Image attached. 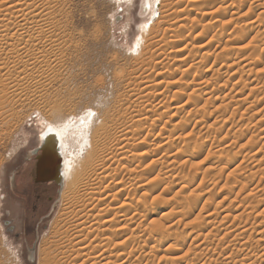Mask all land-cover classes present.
<instances>
[{
  "label": "rangeland",
  "instance_id": "obj_1",
  "mask_svg": "<svg viewBox=\"0 0 264 264\" xmlns=\"http://www.w3.org/2000/svg\"><path fill=\"white\" fill-rule=\"evenodd\" d=\"M166 1L163 0V2ZM230 1L225 3L226 5L219 3L220 8L218 6H214L215 8L213 7L211 10L196 8L194 11L180 14L182 18H186L182 22L175 23L176 20L178 21L177 18L172 22L175 17L172 14L173 27L168 26V20H161L162 16L158 12L153 17L152 12L149 10L146 12L144 9L146 2L152 5L157 2L158 8H160L162 0L50 1L49 11L53 12V20L48 23L50 29L47 27L49 33L46 40L55 45L52 48L47 46V53L41 62L27 67L22 72L21 81L14 78V76L18 77L16 74H10L12 76L9 88L11 90L21 88V90L11 96V100L5 106V115L0 123L2 132L0 136V261L2 263L41 264L44 262L45 264H55L54 262L59 261L62 257L58 249L60 244L57 235L58 221L61 219L64 204L66 205V201L70 199L67 198L65 201L64 194L69 193L68 195L72 197V194L75 193L74 178L72 177V179L69 173L64 172L65 177L61 190L57 188V185H51L49 192L51 200L46 201L40 209V214L35 216L31 222L26 238L23 237L20 225V222L24 221L26 210L25 208L19 209L17 205L12 206L15 201L11 202L10 199V184L12 180L17 182L22 178L25 170L28 171L26 176L30 173L29 169L36 163L37 155L34 153L41 145V134L48 130L46 124L54 121L58 112H63L64 116L61 119L78 125L70 131L73 135L72 140L77 141L76 150L72 147L68 152L72 150L77 154L80 143L84 141L89 144L88 147H84L83 155L78 157V163H81L87 156L86 153L91 151L95 134L99 135L102 132L101 127L103 129L106 126L110 138L101 135L103 152L112 148L118 138L122 140V143L129 139L130 144L132 143V152H137L133 155L135 161L132 157L133 160L130 158V161L123 162L127 168H130L134 163L133 166H136L137 163L139 166L137 176L141 178L132 182L134 184L133 193H136V196L143 191L147 193V189L154 182L162 184L161 191L159 190L154 195L147 194L149 196L145 197L146 207L138 212L142 214V217L137 216L139 220L131 227L134 228L140 224L134 236L137 240L140 237L138 241L136 239L129 241L126 239L127 236L123 235L125 237L120 236L114 239L111 246L105 248L106 251L102 248L104 245H101L100 249H94L100 239L95 240L97 243L92 242L94 241L91 239L92 237L84 241L87 254L93 255L92 257L90 255V259L101 255V258L96 257L98 262L96 261L95 264H106V262L107 264L121 262H123L122 264H214L215 260L212 259L224 254L225 250L226 253H234L238 259L243 258L246 253L248 261L241 264H264V259H261L264 255V0H246L245 6L244 3L241 4L240 16L238 14L232 16V12L229 11L226 13L225 6L230 4ZM174 2H176L175 11L183 9L188 0H174ZM236 2L238 3V1ZM41 5L39 4V7L43 9L44 7ZM238 5L240 2L236 5L237 9ZM206 11L210 15L206 16L208 13ZM213 13L215 16L212 15ZM1 15L4 16L3 12L2 14L0 12V18ZM152 17L153 19H151ZM209 17H214V19L210 18L209 20ZM163 23L165 25H162ZM178 23L185 24V26L179 27ZM153 24L155 25L151 34L147 33V38L143 40L142 47H139L138 51L135 46L139 37L143 34V30H149ZM163 35L168 38L165 36L167 39L165 44L162 42V39H165ZM178 36L184 38L186 41L184 43L189 45L186 48L187 51L185 50L181 56L178 55L179 53H175L178 50V47H175L176 44H181L176 43ZM153 41L156 42L155 47L151 45ZM172 52L174 53L172 54ZM203 57L208 61L201 62L204 60ZM179 58L186 63L181 65ZM248 58L250 59L248 60ZM158 73L163 75L161 78L164 81L162 87H155V83L161 80L156 76ZM142 78H146V81H142L143 83H141ZM146 85L150 86L148 91L143 89ZM167 86L169 87L167 88ZM132 88L144 90L143 94L139 91L141 97L144 95V98L154 88L152 90L154 97L152 96L150 102L148 98H145V103L149 102L148 113L140 108H137V111L140 110L139 112L130 108L129 100L133 99L132 96L130 97ZM194 101L198 103H194ZM178 103L179 105H177ZM181 105L184 109L177 107ZM173 108L177 109H175L176 112ZM180 108L181 110L178 111ZM66 110L73 112L68 114L65 112ZM122 111L125 113L128 111L127 117L137 115L138 118H142L145 113L149 118L142 125L136 123L130 129L124 121H119V117L125 115ZM141 111L143 113H140ZM89 112L93 113L90 118L87 117ZM152 112H155L154 115ZM161 112L164 113V117L162 116L163 119L160 120ZM157 114L159 115L157 116ZM106 119H108L107 122ZM1 126L4 128L2 129ZM83 126L84 128H82ZM85 135H87V139H83ZM169 136L171 137L170 143L177 141L179 148L175 144L174 146L168 144L162 146L163 143H168ZM181 137L182 141H180ZM123 139L125 140L123 141ZM250 141L255 145H248L251 144ZM147 145H151L150 153H142ZM157 147H162V149ZM182 155L185 156L181 158ZM188 155L199 157L193 164L190 162L187 164L186 161L190 158ZM117 158L121 157L118 155ZM152 160H156L154 165L151 163ZM116 166L113 165V168ZM66 168L67 164L61 169L66 171ZM168 169H171L173 173L171 171L170 174L167 173ZM149 170H153L155 173L148 178L145 172ZM80 171L81 169H79ZM128 175H126L127 178L131 179L136 174ZM146 178L147 180H145ZM28 179H30L29 176ZM142 185L144 186L141 187ZM70 189L72 190L70 191ZM163 189L167 193L165 191L163 193ZM124 198L125 196L120 197L116 203L121 202ZM132 198L136 202L139 196ZM188 199L189 201L186 202ZM88 209L91 208L88 207ZM208 214L211 216L209 217ZM7 221H12V224L17 226L14 232L9 231L10 226L6 225ZM160 223L161 225L165 224L164 227H167V231H169L167 232L164 228L167 234H164L163 238L158 237L161 233L158 229L161 226ZM144 229H147L148 232L155 231L152 232L154 236L157 235V244L154 242L146 244L145 239L139 236H143L144 233L141 231ZM218 230L220 235L226 231L224 234L231 237L220 239L221 241L218 239L220 237L215 239L213 235L217 236ZM242 232L245 236H242L243 238L241 237L240 240L234 237L237 233L241 234ZM189 233L193 234L192 241V236L189 237L190 239L187 238ZM208 233L209 235H207ZM92 236L94 237V235ZM182 237L187 238L186 242ZM207 237H211L210 241L213 243H209L210 248L202 247L201 249V245L206 244L205 240L207 242L209 239ZM257 239H263L262 243H257ZM123 240L125 241L122 243ZM126 240L128 243L124 245ZM120 242L121 246H119ZM240 248L246 249V251L240 253ZM122 251L125 252H123L124 257L120 255ZM66 256L70 257L68 254ZM85 257L83 256L80 260L77 257L75 264L94 263L92 259L90 262L88 255ZM176 257H179L178 260ZM84 258L89 261L85 262ZM126 258L128 259L124 260ZM180 258H183V261ZM240 260L237 264H240ZM176 261L177 263H175ZM219 262L221 264L223 261L219 260Z\"/></svg>",
  "mask_w": 264,
  "mask_h": 264
},
{
  "label": "bare ground",
  "instance_id": "obj_2",
  "mask_svg": "<svg viewBox=\"0 0 264 264\" xmlns=\"http://www.w3.org/2000/svg\"><path fill=\"white\" fill-rule=\"evenodd\" d=\"M0 12L2 14H4V16L2 17L1 15V18H0V123L1 121L3 120V115L4 114V111H5V106L8 105V102L11 100V96L16 94L18 90H21L20 89H10L9 87V84L11 82V76L10 74H16V76L18 77H15L14 78H17V81H21V77L22 76V72H24V70L33 65V64H38L39 62H41L42 58L44 57V55L47 53V50H46V47L49 46L50 48H52L55 44H52V43H49L47 40H46V36L48 35L49 33V21L53 20V12L49 11V4H50V1L51 0H0ZM178 1V0H177ZM182 1V0H181ZM209 0H188L187 4L184 6L183 9H180V10H175L174 11V7L176 6V2H174V0H167L166 2H163L162 0V3H161V7H159L158 3L156 2L155 4H149L146 2L145 4V11L148 12H152V16L155 17V15L157 14V12L162 16V18H160L161 20L165 19L168 20L167 23H168V26L169 27H173L172 26V22H174L175 18L178 19V21L176 20L175 23L177 22H182L184 21L186 18H182L180 14H184V13H187L189 11H194L196 8H201V9H209L211 10V8H213L214 6H218L219 7V3L221 5V3L225 4V3H229V0H212L214 2H208ZM227 1V2H226ZM238 1V3L236 2ZM258 1V0H256ZM255 1V2H256ZM240 2V5H238V9L236 8V5L239 4ZM245 2L246 0H231L230 1V4H227V6H225V9H227L226 13H228V11L231 13L232 12V16L235 14V15H239V12L242 11L241 10V4L244 3V6H245ZM182 3V2H181ZM258 3V2H257ZM39 4H42L41 6H43L44 8L41 9L39 7ZM48 5V6H47ZM226 5V4H225ZM179 6V5H178ZM243 6V7H244ZM183 7V6H182ZM180 7V8H182ZM221 7V6H220ZM219 7V8H220ZM257 7V6H256ZM179 8V7H178ZM215 8V7H214ZM224 8V7H223ZM236 8V9H234ZM208 10V11H209ZM234 10V11H232ZM236 10V11H235ZM204 11V10H203ZM206 11V12H208ZM214 12V11H213ZM222 12V11H221ZM264 12V11H263ZM209 13V12H208ZM206 13V16L207 15H210V13L208 14ZM212 13V12H211ZM218 13V12H217ZM172 14L175 16L174 18L171 17ZM216 14V13H215ZM213 16L214 13L212 14ZM160 16V17H161ZM231 16V17H232ZM153 17L151 19H153ZM236 17V16H235ZM173 18V19H172ZM182 18V19H181ZM210 18H213L214 17H209V20ZM221 18V17H220ZM240 18V17H239ZM173 21H172V20ZM216 19V18H215ZM217 20V19H216ZM172 21V22H171ZM160 22V21H158ZM166 23V24H167ZM170 23V24H169ZM218 23V22H217ZM179 27H184L185 24H181V23H178ZM155 24H153L151 27L148 25V28L150 27L149 30L145 29L143 30V34L141 35V37H139L138 39V42L135 46V49L138 50V48L142 47V43H143V40H145L147 38V33L149 32V34H151L152 32V29H153V26ZM162 25H165L164 23ZM177 25V24H176ZM159 26V25H158ZM230 26V25H229ZM49 29H48V28ZM165 27V26H164ZM178 27V28H179ZM225 27V26H224ZM158 28V27H157ZM161 28V27H160ZM163 28V27H162ZM168 28V27H167ZM177 28V29H178ZM163 29H166V28H163ZM171 29V28H169ZM168 29V30H169ZM175 29V27H174ZM161 30V29H160ZM163 31V30H162ZM173 31V30H172ZM170 32V31H169ZM168 32V33H169ZM165 33V32H164ZM180 34V33H178ZM177 34V35H178ZM215 34V33H214ZM233 34V33H232ZM146 35V36H145ZM166 36V35H165ZM165 36L163 35V37L165 38ZM184 36V35H183ZM179 37V38H178ZM178 40L176 43H181V44H176L175 47H178V50L175 51L176 54H178L179 56L182 55V53L184 54L185 50L187 51V47L189 45L185 44L184 42V38H182L181 36H178ZM167 38V36H166ZM162 39V42L166 43L167 42V39ZM187 38V37H186ZM221 38V37H220ZM155 39V38H154ZM153 39V40H154ZM235 39V38H234ZM188 40V39H187ZM156 41V40H155ZM153 41L151 43V45H154V47L156 46V42ZM213 41V40H212ZM48 42V43H47ZM162 42H159V43H162ZM164 43V44H165ZM169 44V42H168ZM175 45V44H174ZM193 45V44H192ZM228 45V43H227ZM160 46V44H159ZM158 46V48H159ZM163 46V44H162ZM183 46L182 48L179 49V47ZM194 46V45H193ZM192 46V47H193ZM203 46V45H201ZM172 47V46H171ZM195 47V46H194ZM205 47V46H204ZM153 48V46H152ZM200 49L203 48V47H199ZM227 48V47H226ZM160 49V48H159ZM195 49H197L195 47ZM221 49V48H220ZM166 50V49H165ZM203 50V49H202ZM201 50V51H202ZM235 50V49H234ZM233 50V51H234ZM139 51V50H138ZM146 51V50H145ZM161 51V49L159 50ZM163 51V50H162ZM205 51H208V50H205ZM212 51V50H211ZM167 52V51H166ZM171 52V51H170ZM169 52V54H171ZM193 52V51H192ZM195 52V51H194ZM200 52V51H198ZM213 52V51H212ZM174 52H172L173 54ZM232 53V52H231ZM230 53V54H231ZM158 54V53H157ZM163 54V53H162ZM169 54H168V57H169ZM189 54V53H188ZM194 54V53H193ZM239 54V53H238ZM204 55V53H203ZM212 55V54H211ZM154 56V55H153ZM172 56V55H171ZM247 56V55H246ZM254 56V55H253ZM152 57V56H151ZM165 57V56H164ZM173 57V56H172ZM175 57H178V56H175ZM205 57V55H204ZM203 57V61L201 62H204L205 60H207V58L205 59ZM207 57V56H206ZM157 59V57H155ZM154 58V59H155ZM171 58V57H170ZM193 58V57H192ZM247 58V57H245ZM153 59V58H152ZM189 59V58H188ZM250 58H248L249 60ZM167 60V59H166ZM180 60V58H179ZM242 60V59H241ZM178 61V60H177ZM208 61V60H207ZM243 61V60H242ZM246 61V60H245ZM161 62V61H160ZM189 62V61H188ZM200 62V63H201ZM159 63V62H158ZM186 62H183L182 60H180V64H185ZM205 63V62H204ZM246 63V62H245ZM254 63V62H252ZM150 64V63H149ZM166 64V63H165ZM234 64V63H233ZM263 64V63H262ZM180 65V66H181ZM231 65V64H230ZM229 65V66H230ZM249 65V64H248ZM147 66V65H146ZM232 66V65H231ZM156 67V66H154ZM190 67V66H189ZM227 67V66H226ZM244 67V66H243ZM246 67V66H245ZM233 68V67H232ZM158 69V68H157ZM246 69V68H245ZM162 70V69H161ZM167 70V69H166ZM238 70V69H237ZM21 71V72H20ZM152 71V70H150ZM149 71V72H150ZM228 71V70H227ZM226 71V72H227ZM239 71V70H238ZM244 71V70H243ZM246 71V70H245ZM208 72V71H207ZM163 73V72H162ZM162 73H158V75H156L157 77H159L158 79H161L162 78ZM3 74V75H1ZM153 74V73H152ZM185 74V73H184ZM140 75V74H139ZM147 75V74H146ZM165 76V75H164ZM152 77V76H151ZM164 78V77H163ZM146 79V78H145ZM144 78H142L141 80V83H143L142 81H146ZM148 79V78H147ZM167 79V78H166ZM209 79V78H208ZM261 79V78H260ZM154 80V78H153ZM13 81V80H12ZM139 81V80H138ZM137 81V82H138ZM152 81V80H151ZM206 81V80H205ZM149 82V81H148ZM177 82V81H176ZM207 82V81H206ZM209 82V81H208ZM7 83V84H6ZM14 83V82H13ZM12 83V84H13ZM246 83V82H245ZM135 84V83H134ZM164 84V81L161 79V80H158L157 83H155V87L156 86H161ZM200 84V83H199ZM205 84V83H203ZM241 84V82H240ZM244 84V83H243ZM11 85V84H10ZM201 85V84H200ZM206 85V84H205ZM237 85V83H236ZM16 86V85H15ZM18 86V85H17ZM177 86V85H176ZM175 86V87H176ZM138 87V85H137ZM148 87H150L149 85L146 87H144L143 89L144 90H147L148 91ZM153 87V86H152ZM169 86H167L168 88ZM172 87V86H171ZM242 87V86H241ZM12 88V86H11ZM173 88V87H172ZM142 89V88H141ZM154 89V88H153ZM152 89V90H153ZM160 89V88H159ZM163 89V88H162ZM185 89V88H184ZM143 91L141 90H138V89H135V88H132L130 89V97L132 96L133 99L132 101H130V108L132 109H136L135 111H137V108H140V110H143L145 111L146 113L147 112V109H148V103L150 102L151 98H152V90L151 93L149 92L145 98H148V101L147 104L145 103V98H144V95L141 97V95L139 94V91L142 92L143 94ZM168 90V89H167ZM206 90V89H205ZM245 90V89H244ZM256 90V89H255ZM164 91V90H162ZM185 91V90H184ZM158 92V91H157ZM175 92V91H174ZM177 92V91H176ZM251 92V91H250ZM165 93V92H164ZM163 93V94H164ZM204 93V92H203ZM151 94V95H149ZM177 94V93H176ZM175 94V95H176ZM238 94V93H237ZM241 94V93H240ZM243 95V94H242ZM128 96V95H127ZM154 97V96H153ZM159 97V96H158ZM155 98H157L155 96ZM235 98V97H234ZM13 99V98H12ZM144 99V100H143ZM245 99V98H244ZM127 100V99H126ZM154 100V99H153ZM152 100V101H153ZM240 101V100H239ZM128 102V101H126ZM160 102V101H159ZM162 102V101H161ZM166 102V101H165ZM193 103V102H192ZM194 103H198V102H195ZM243 103V102H242ZM241 103V104H242ZM166 104V103H165ZM191 104V103H190ZM237 104V103H236ZM240 104V103H239ZM126 105V103H125ZM161 105H164V104H161ZM179 105V103L177 104ZM193 105V104H192ZM197 105V104H195ZM129 106V105H127ZM185 106V105H184ZM187 106V105H186ZM243 106V105H242ZM254 106V105H253ZM10 107V106H8ZM7 107V108H8ZM178 108L179 107H183L182 105L181 106H177ZM176 107V108H177ZM124 108V106H123ZM122 108V110H123ZM167 108V107H166ZM172 108V107H171ZM176 108H173L174 110ZM178 109L179 110H181ZM129 109V108H128ZM169 111H170V108H168ZM184 109V107H183ZM127 110V109H126ZM130 110V109H129ZM139 110V109H138ZM139 110V111H140ZM177 110V109H176ZM175 110V112H176ZM246 110V109H245ZM124 111V110H123ZM122 111V112H123ZM134 111V113H135ZM137 111V112H139ZM143 111H141L140 113H143ZM150 111V110H149ZM249 111V110H248ZM10 112V111H9ZM66 113L70 114L71 110H66L65 111ZM128 112V111H127ZM125 113L123 112V115L124 117H119V121L121 122L124 121L130 129L133 128L134 124L136 123H140V125H142L144 122H146L148 120V116L147 114L143 113V117L141 115V117L143 118H138L137 115H132V116H128L126 114H129V113ZM157 112V111H156ZM165 112V111H163ZM181 112V111H180ZM121 113V112H120ZM139 113V114H140ZM153 113V112H152ZM155 113V112H154ZM153 113V115H154ZM159 113V112H158ZM162 113V112H161ZM166 113V112H165ZM169 113V112H168ZM171 113V112H170ZM178 113V112H177ZM196 113V112H195ZM72 114V113H71ZM164 113H162V115H159L157 114V116L159 115V117L161 116L160 120L163 119L162 116H163ZM167 114V113H166ZM165 114V116H166ZM7 115V114H6ZM122 115V114H121ZM64 116V113L63 112H58L57 113V117L56 119H54V121L52 120V122H50L49 124H46V129L49 127H51L52 131H49L47 130L44 134H43V139H41V145L40 147L43 146L44 150H45V153L44 155H42V153L39 151L38 153H34L35 155L38 156H41L43 157V160H41L40 163V172H43V171H47L45 172L46 175H44V177H48V176H53L54 178H56L57 180V184L59 185V188L61 190L62 186H63V180H64V177H65V173L64 172H67L69 173V176L75 180V183H76V187H74L75 189V193L72 194V197H70L71 195H66L64 194V199L65 201L67 200V198L69 199V201L67 200L66 201V205L64 204V209H63V213L61 215V219L60 221H58V224H59V230L57 232V235L59 237V245H58V249L60 250L59 252H61L60 254L62 255V257L60 258L59 261L57 262H54L55 264H75L76 262V258L78 257V260H80L81 258H83V256L85 257V255L89 257L90 259V253L87 254V250L85 249L84 244L86 240H88L89 237H92L91 239L94 241L92 242H96L95 240H98L100 239V241L98 242V244H96L97 246L94 248L95 250L96 249H100V246L104 245L102 248H108L109 246H111V243L113 242L114 239L120 237V236H123V235H126L127 238L126 239H129V241H132L133 239H136L134 238L135 236V231L137 229H139L140 227V224L136 225L134 228H131L132 225H134L136 223V221L139 220V218L142 217V214L138 213L139 211H141L142 209H144L146 207L145 203H146V196H149L150 194L151 195H154V193L158 192L160 190V187L161 185L160 184H157L156 182L152 183V186H150L148 189H147V193L146 192H142L141 194L139 195H135L136 193H133L134 191V181H136V179H140L141 177H138L137 176V170L139 168L138 166V163L136 164V166H133L135 165L134 164H131V167L130 168H127L126 166L123 165V162L125 161H130V158L133 157V155L137 154L136 153H133L132 152V149H131V145L132 143L130 144V140H125L123 139V141L125 140L124 143H122V140L121 139H116L115 140V144L113 145L112 148H110L107 152H103V146H102V138H101V135H105V137L110 138V135H109V130L106 126L101 127V133L98 135H96V137L94 138V141L92 142V149L91 151H88L86 154L87 156L84 157L83 161L81 163H78L79 162V156H81V154L84 152V147H88V143H85L84 141L82 143L79 144V149L77 154L75 153V151H70V148L74 147L75 149V145L76 142L74 140H72V132H70L72 130V128L74 127H77L78 125L74 122H71V121H67V120H63V118L61 119V117ZM158 117V118H159ZM164 117V116H163ZM167 117V116H166ZM174 117V115H173ZM8 118V117H6ZM69 118V116H68ZM9 119V118H8ZM114 119V118H113ZM171 119V118H170ZM262 119V118H261ZM159 120V119H158ZM108 121V119H106V122ZM115 121V120H114ZM264 121V120H263ZM116 122V121H115ZM258 122V121H257ZM4 123V122H3ZM119 123V122H117ZM167 123V122H166ZM116 124V123H115ZM114 125V124H113ZM112 125V126H113ZM122 125V124H121ZM180 125V124H179ZM256 125V124H255ZM110 126V125H109ZM117 126V125H116ZM120 126V125H119ZM126 126V125H125ZM124 126V127H125ZM166 126V125H165ZM172 126V125H171ZM2 127V126H1ZM122 127L123 129L126 130V128ZM210 127V126H209ZM4 127H2L3 129ZM84 128V126L82 127ZM119 128V127H118ZM121 128V127H120ZM168 128V127H167ZM184 128V127H183ZM182 128V129H183ZM8 129V128H7ZM6 129V130H7ZM129 129V130H130ZM166 129V127H165ZM98 130V129H97ZM111 130V129H110ZM117 130H120V129H117ZM122 130V129H121ZM120 130V131H121ZM263 130V129H262ZM112 131V130H111ZM110 131V132H111ZM114 131H116L114 129ZM128 131V130H127ZM127 131H124V132H127ZM169 131V130H168ZM177 131V130H176ZM59 132L60 135H57L56 133ZM96 132V131H95ZM1 130H0V136H1ZM166 133V132H165ZM168 133V132H167ZM176 133V132H175ZM174 133V134H175ZM178 133V132H177ZM171 134V133H170ZM102 135V136H103ZM125 135H128V134H125ZM124 135V136H125ZM167 135V134H166ZM178 135V134H177ZM180 135V134H179ZM112 136V135H111ZM119 136V134H118ZM123 136V137H124ZM172 136V134H171ZM104 137V136H103ZM126 137V136H125ZM173 137V136H172ZM256 137V136H255ZM93 138V137H92ZM167 138V137H166ZM177 138V137H176ZM180 138V136H179ZM263 138V137H262ZM83 139H87V135H85V137H83ZM127 139V137H126ZM169 139H171V137L169 136V138L167 139L168 140V143L166 142L165 144L163 143L162 146L164 147V145L168 144V145H172L177 147L178 146V143L177 141L175 142H172L170 143ZM103 140H106V138ZM179 140V139H178ZM182 137H181V140L182 141ZM238 140V139H237ZM252 141V140H251ZM249 142L251 144H248V145H255V144H252L253 142ZM254 141V140H253ZM88 142V141H87ZM256 142V141H255ZM184 143V142H183ZM235 143V142H234ZM239 143V142H237ZM257 143V142H256ZM264 143V142H263ZM262 143V144H263ZM261 144V145H262ZM160 145V144H159ZM184 145V144H183ZM228 145V144H227ZM246 145V144H245ZM247 145V147H248ZM148 146V147H147ZM145 148H144V152L142 153H150L151 149H150V146L147 145ZM257 146V144H256ZM254 146V147H256ZM39 147V148H40ZM181 147V146H180ZM152 148V147H151ZM155 148V147H154ZM158 148V147H157ZM162 149V147H160ZM158 148V149H160ZM175 149V147H172ZM179 148V146L177 147ZM73 149V150H74ZM83 149V150H82ZM150 149V150H149ZM164 149V148H163ZM76 150V149H75ZM141 150V149H140ZM149 150V151H148ZM251 150V149H250ZM137 151V150H136ZM143 151V150H142ZM166 151V150H164ZM180 151V150H179ZM258 151V150H257ZM40 153V154H39ZM140 153V154H142ZM166 153V152H165ZM262 153V152H261ZM264 153V152H263ZM105 154V155H104ZM200 154V153H199ZM83 155V154H82ZM120 156L121 158H117V156ZM139 155V154H138ZM144 155V154H143ZM174 155V154H173ZM172 155V157H173ZM176 155V154H175ZM180 155V154H179ZM240 155V154H239ZM141 156V155H139ZM185 155H182L181 158H183ZM187 156V155H186ZM189 156V155H188ZM41 157V158H42ZM136 157V156H135ZM170 157V156H169ZM178 157V156H177ZM190 157V156H189ZM188 157V158H189ZM197 157L199 156H196V155H193L189 158V160H185L188 164V162H190L191 164H193L195 162V160L197 159ZM244 157V156H243ZM246 157V156H245ZM251 157V156H250ZM134 158V157H133ZM132 158V160H133ZM159 158V157H158ZM234 158V157H233ZM176 159V157H175ZM101 160V162L99 163V161ZM136 159L134 158V161ZM180 160V159H178ZM183 160V159H182ZM156 160H152L151 163L154 165L156 162ZM158 161V160H157ZM181 161V160H180ZM259 161V160H258ZM161 162V161H160ZM173 162V161H172ZM189 163V164H190ZM243 163V161H242ZM65 164H67V168H66V171H64V169H61L60 171V168H64ZM126 164L129 165L128 162H126ZM163 164V163H161ZM172 164V163H171ZM186 164V165H187ZM233 164V163H232ZM36 165H37V158H36ZM113 165H117L116 167L113 168ZM140 165V164H139ZM203 165V164H201ZM180 166V165H179ZM154 167V166H153ZM173 167V166H172ZM186 167V166H185ZM190 167V166H189ZM180 168V167H179ZM257 168V167H256ZM79 169H81V171L79 172ZM128 169H131V170H128ZM174 169V167H173ZM172 169V170H173ZM186 169V168H185ZM63 170V171H62ZM128 170V171H127ZM146 171V170H145ZM144 171V172H145ZM171 171V169L168 171L166 170L167 173H169ZM172 172V171H171ZM147 173V177L149 178V176H152L155 172L152 170V171H147L145 172ZM173 173V172H172ZM176 173V172H175ZM128 174H136L134 175L135 177L134 178H127L126 175ZM170 174V173H169ZM179 174V173H178ZM42 175V174H41ZM158 175V174H157ZM175 175V174H174ZM255 175V174H254ZM37 167H36V171H35V181L37 182L36 179L37 178ZM129 176V175H128ZM243 176V175H242ZM132 177V176H131ZM244 178V177H243ZM255 178V177H254ZM261 178V177H260ZM43 179V178H42ZM190 179V178H189ZM237 179V178H236ZM147 180V178L145 179ZM71 181V180H70ZM139 181V180H138ZM150 181V180H149ZM243 182L245 180H242ZM248 181V180H247ZM133 182V183H132ZM249 182V181H248ZM40 183V182H38ZM235 183V182H234ZM239 183V182H237ZM241 183V182H240ZM148 184V182H147ZM243 184V183H242ZM71 185V183H70ZM136 185V184H135ZM146 185V184H145ZM151 185V184H150ZM72 186V185H71ZM144 185H142L141 187H143ZM147 186V185H146ZM140 188V187H139ZM241 188V187H240ZM243 188V187H242ZM257 188V187H256ZM73 189V188H72ZM70 189V191L72 190ZM143 190V188H142ZM162 190V189H161ZM160 190V191H161ZM164 189H163V193H164ZM255 192V191H254ZM253 192V193H254ZM66 193V191H65ZM72 193V192H70ZM165 193H167L165 191ZM231 193V192H230ZM264 193V192H263ZM149 194V195H147ZM239 195V194H238ZM122 196H125V198L123 200H121V202L119 203H116V201L122 197ZM133 196L138 197V200L135 202L134 199L132 198ZM159 196V194H158ZM162 196V195H161ZM261 196V195H260ZM156 198V197H155ZM191 200V199H190ZM251 200V199H250ZM258 200V199H257ZM263 200V199H262ZM261 200V201H262ZM189 199L186 201L188 202ZM192 201V200H191ZM225 201V200H224ZM193 202V201H192ZM192 202H190V205L192 206ZM252 202V201H251ZM141 203V204H140ZM196 203V202H195ZM193 203V204H195ZM259 203V202H258ZM186 204V203H185ZM185 204H183L185 206ZM188 204V203H187ZM260 205V204H259ZM222 206V205H221ZM255 206V205H254ZM258 206V205H257ZM88 207H90L91 209H88ZM193 207V206H192ZM232 207V206H231ZM243 207V206H242ZM181 208V207H180ZM186 208V207H185ZM184 208V209H185ZM196 208V207H195ZM248 208V207H247ZM182 209V208H181ZM183 209V210H184ZM190 209V208H189ZM252 209V208H251ZM179 210V209H178ZM192 210V209H191ZM249 210V209H248ZM147 211V210H146ZM176 211V210H175ZM182 211V210H181ZM243 211V210H242ZM178 212V211H177ZM194 212V211H193ZM220 212V211H219ZM154 213V212H153ZM184 213V212H183ZM213 213V212H212ZM223 213V212H222ZM185 214V213H184ZM192 214V213H191ZM226 214V213H225ZM240 214V213H239ZM245 214V213H243ZM252 214V213H251ZM140 215V216H139ZM224 215V214H223ZM139 218H138V217ZM190 216V215H189ZM208 216L210 217L211 215L208 214ZM213 216V215H212ZM220 216V215H219ZM226 216V219H228L227 215ZM240 216L242 217V215L240 214ZM167 217V216H166ZM176 217V216H175ZM188 217V216H186ZM186 217H184L186 219ZM191 217V216H190ZM205 217V216H204ZM203 217V218H204ZM207 217V216H206ZM218 217V216H217ZM224 217V216H223ZM201 218V217H200ZM172 219V218H171ZM202 219V218H201ZM205 219V218H204ZM224 219V218H223ZM225 219V220H226ZM187 220V219H186ZM216 220H218L216 218ZM222 220V219H221ZM173 221V220H172ZM177 221V220H176ZM197 221V220H196ZM203 221V220H202ZM227 221V220H226ZM161 222V221H160ZM166 222V221H165ZM178 222V221H177ZM176 222V224H177ZM224 222V220H223ZM202 223V222H201ZM174 224V223H173ZM206 224V223H205ZM212 224V223H211ZM214 224V223H213ZM241 224V223H240ZM158 225V224H157ZM161 225V223L159 224ZM165 224L161 225L158 227V229H160L161 233L158 237H162L164 234H167L165 232V229L166 228V231L168 230L167 227H164ZM191 225V224H190ZM189 225V226H190ZM200 226V224H198ZM196 225V226H198ZM208 225V224H207ZM188 226V227H189ZM203 226V225H202ZM219 226V225H218ZM217 226V227H218ZM221 226V225H220ZM230 226V225H229ZM243 226V225H242ZM151 227V226H150ZM157 227V226H156ZM173 227V226H172ZM193 227V226H192ZM201 227V226H200ZM154 228V227H152ZM198 228V227H197ZM156 229V228H154ZM212 229V228H211ZM150 230V229H148ZM171 230V229H170ZM227 230V229H226ZM232 230V229H231ZM154 231V230H152ZM152 231H147V229H144L142 230L141 232H143V236L142 235H139L141 236L142 238H144L146 244L148 243H151V242H154L157 244V240H156V236H154V233ZM219 231V230H218ZM230 231V230H229ZM238 231V230H237ZM151 232V233H150ZM155 232V231H154ZM169 232V231H167ZM192 232V231H191ZM226 231H224L225 233ZM243 232H246V231H243ZM243 232L240 234L237 233V235H235L234 237L236 238H240L242 236H245L243 234ZM153 233V234H152ZM171 233V232H170ZM211 233V231H210ZM221 234L220 235V231L218 232L217 236H214L213 237L215 239H217V237H220L218 238L219 241H221L220 239H226L228 237H231L230 235L228 236L227 234ZM235 233V232H234ZM260 233V232H259ZM137 234V233H136ZM142 234V233H141ZM159 234V233H158ZM169 234V233H168ZM174 234V233H173ZM177 234V233H176ZM199 234V233H197ZM94 235V237L92 236ZM193 234L192 233H189L187 235V238L190 239L189 237H191ZM196 235V234H195ZM205 235V234H204ZM209 235V233L207 234ZM137 236V235H136ZM185 236V235H184ZM249 236V235H248ZM263 236V234H262ZM125 237V236H123ZM165 237V236H164ZM200 237V236H199ZM163 238V237H162ZM183 238V237H182ZM187 238H183V240L186 242ZM198 238V236H197ZM202 238V237H201ZM206 238V237H205ZM209 238V237H207ZM243 238V237H242ZM140 239V237H139ZM138 239V240H139ZM137 240V239H136ZM137 240V241H138ZM165 240V239H164ZM193 240V236L191 238V241ZM212 238L210 237L207 242L205 240V243L206 244H203L201 245V249L202 247L203 248H210L211 245L209 243H211L212 241ZM229 240V239H228ZM236 240V239H234ZM249 240V239H248ZM119 241V240H117ZM125 240L122 241V243L124 242ZM127 241V240H126ZM143 241V242H144ZM158 241H159V238H158ZM176 241V240H175ZM183 241V242H184ZM218 241V242H219ZM263 239H257V243L260 242L262 243ZM91 242V241H90ZM91 242V243H92ZM134 242V241H133ZM163 242V241H162ZM167 242V241H166ZM178 242V241H177ZM184 242V244H185ZM194 242H195V239H194ZM197 242V241H196ZM203 242V241H202ZM223 242V241H222ZM230 242V241H229ZM97 243V242H96ZM116 243V242H115ZM114 243V244H115ZM127 242H125L124 245H126ZM213 243V242H212ZM88 244V243H87ZM130 244V243H129ZM145 244V243H144ZM160 244V243H159ZM245 244V243H244ZM94 245V244H93ZM118 245V244H117ZM123 245V246H124ZM131 245V244H130ZM192 245V244H191ZM221 245V244H220ZM249 245V244H248ZM56 246V245H55ZM119 246H121V242L119 244ZM181 246V245H180ZM198 246V245H197ZM231 246V244H230ZM240 246V245H239ZM176 247V246H175ZM183 247V246H182ZM194 248V247H193ZM192 248V250H193ZM198 248V247H197ZM230 248V247H229ZM244 248V247H243ZM85 249V250H84ZM103 249V250H104ZM176 249V248H175ZM179 249V248H178ZM56 252L58 251L57 248L55 249ZM108 250V249H107ZM123 250V249H122ZM126 250H128L126 248ZM154 250V249H152ZM196 250V249H195ZM208 250V249H207ZM224 250V249H223ZM222 250V252H223ZM229 250V249H228ZM239 250V249H238ZM237 250V251H238ZM240 253L241 252H245L246 249H241L240 248ZM101 251V250H100ZM106 251V249H105ZM120 251V250H119ZM134 251V250H133ZM94 252V251H93ZM124 251L121 252V256L124 255L123 253ZM127 252V251H126ZM130 252V250H129ZM132 252V250H131ZM135 252V251H134ZM193 252V251H192ZM227 251L225 250V253L219 257H216V259H212V260H215L214 264H219V260L223 261L221 262V264H237L238 261L240 260V258L238 259V257H236V255L234 253H226ZM92 253V252H91ZM97 253V252H96ZM94 253V254H96ZM108 253V252H107ZM119 253V252H118ZM123 253V254H122ZM176 254V252H174ZM236 253V252H235ZM59 254V253H57ZM66 254L70 255L69 256H66ZM93 254V253H92ZM106 254V253H105ZM104 254V255H105ZM127 254V253H126ZM133 254V253H131ZM98 255V254H97ZM119 255V254H118ZM128 255H130V253H128ZM196 255V254H195ZM194 255V256H195ZM206 255V254H205ZM60 256V255H59ZM73 256V257H71ZM93 255H91L92 257ZM126 256V255H125ZM132 256V255H131ZM190 256V255H189ZM238 256H242V255H238ZM256 256V255H255ZM263 257L261 259H264V255H262ZM58 257V256H56ZM98 257V256H96ZM91 258L93 260V264L96 263L97 259L100 257L101 258V255H99L98 258ZM114 257V256H113ZM124 257V256H123ZM127 257V256H126ZM129 257V256H128ZM58 258V259H59ZM86 258V257H85ZM84 258V260H85ZM108 258V257H107ZM112 258V257H111ZM120 258V256H119ZM117 258V259H119ZM177 258V257H176ZM179 258V257H178ZM177 258V260H178ZM188 258V257H187ZM195 258V257H194ZM197 258V257H196ZM75 259V261H74ZM89 259H86L85 262ZM90 259V262L92 261ZM103 259V258H102ZM102 259H100L101 261H103ZM110 259V258H109ZM122 259V257H121ZM128 258L124 259V260H127ZM130 259V258H129ZM181 259V258H180ZM183 259V258H182ZM181 259V260H182ZM200 259V258H199ZM250 259V258H249ZM99 260V261H100ZM123 260V261H124ZM186 260V259H185ZM206 260V259H205ZM204 260V261H205ZM255 260V259H254ZM259 260V259H258ZM258 260H256V262H258ZM113 261V260H112ZM141 261V259H140ZM139 261V263H140ZM171 261V260H170ZM175 261V260H174ZM183 261V260H182ZM181 261V262H182ZM194 261V260H193ZM198 261V260H197ZM196 261V262H197ZM248 260H246V253H245V256L243 258H241L240 260V264L241 263H244L246 262L247 263ZM251 261V260H250ZM80 262V261H79ZM98 262V261H97ZM115 262H119V261H115ZM133 262V261H132ZM137 262V261H136ZM179 262V261H178ZM188 262V261H187ZM211 262V261H210ZM213 262V261H212ZM112 263V262H111ZM123 262L121 263H118V264H122ZM135 263V262H134ZM177 263V261L175 262ZM245 263V264H246ZM0 264H4L0 261ZM41 264H45L44 262H41ZM100 264V263H98ZM105 264V263H104ZM107 264V262H106ZM142 264V263H141ZM173 264V263H172ZM177 264H180V263H177ZM189 264V263H187ZM203 264V263H202ZM208 264V263H207ZM256 264V263H255Z\"/></svg>",
  "mask_w": 264,
  "mask_h": 264
},
{
  "label": "flooded vegetation",
  "instance_id": "obj_3",
  "mask_svg": "<svg viewBox=\"0 0 264 264\" xmlns=\"http://www.w3.org/2000/svg\"><path fill=\"white\" fill-rule=\"evenodd\" d=\"M34 164L35 165H33L31 169H29V172L31 174L29 173L26 176V173L28 171L27 170H25L24 172L22 171L23 177L20 178L17 182L16 180L15 181L12 180L10 184V190H11L10 199L12 200L11 202L15 201L12 203V206L17 205L19 206V209L25 208L26 210L24 221L20 222V225L23 231L22 232L23 237L25 238H26L27 233L30 231L29 229L31 226V222L33 221L35 216L40 214V209L46 203V201L51 200L49 197L51 185L52 184L57 185V188L60 189L59 185L57 184L58 183L57 181L56 183H42L41 182L42 177L46 175L45 172L47 171L40 172V174L37 176L38 179H36L37 180L36 182L35 181L36 163ZM60 171H61V168H60ZM28 176L30 179H28ZM12 223H13L12 221L6 222V225L10 226L9 227L10 232H14L15 228L17 227V226L15 227Z\"/></svg>",
  "mask_w": 264,
  "mask_h": 264
},
{
  "label": "water",
  "instance_id": "obj_4",
  "mask_svg": "<svg viewBox=\"0 0 264 264\" xmlns=\"http://www.w3.org/2000/svg\"><path fill=\"white\" fill-rule=\"evenodd\" d=\"M39 151L42 153V155H44L45 150H44L43 146L40 147L39 149H37L35 152L38 153ZM42 155L37 157V165H36V167H37V175L40 174V168H39L40 167V163L39 162H41V160H43ZM42 178H43V179H41L42 183H50V182L56 183V181H57L56 178H54L53 176H48V177L46 176V177H42ZM32 253H33V250H32Z\"/></svg>",
  "mask_w": 264,
  "mask_h": 264
},
{
  "label": "snow or ice",
  "instance_id": "obj_5",
  "mask_svg": "<svg viewBox=\"0 0 264 264\" xmlns=\"http://www.w3.org/2000/svg\"><path fill=\"white\" fill-rule=\"evenodd\" d=\"M92 115H93V113L89 112V113L87 114V117L90 118ZM48 130H49V131H52L51 127H49ZM56 134H57V135H60L59 132H57ZM41 139H43V133L41 134Z\"/></svg>",
  "mask_w": 264,
  "mask_h": 264
}]
</instances>
